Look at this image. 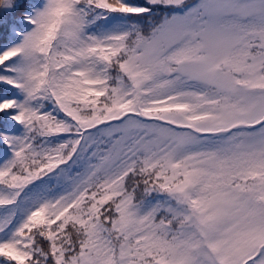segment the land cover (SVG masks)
<instances>
[{"label": "snow or ice", "instance_id": "6c2138e0", "mask_svg": "<svg viewBox=\"0 0 264 264\" xmlns=\"http://www.w3.org/2000/svg\"><path fill=\"white\" fill-rule=\"evenodd\" d=\"M0 264H264V0H0Z\"/></svg>", "mask_w": 264, "mask_h": 264}]
</instances>
